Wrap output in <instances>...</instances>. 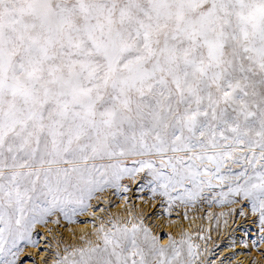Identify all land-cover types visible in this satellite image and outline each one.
<instances>
[{"label":"snow or ice","instance_id":"obj_1","mask_svg":"<svg viewBox=\"0 0 264 264\" xmlns=\"http://www.w3.org/2000/svg\"><path fill=\"white\" fill-rule=\"evenodd\" d=\"M204 208L264 244V0H0V264H230Z\"/></svg>","mask_w":264,"mask_h":264},{"label":"rangeland","instance_id":"obj_2","mask_svg":"<svg viewBox=\"0 0 264 264\" xmlns=\"http://www.w3.org/2000/svg\"><path fill=\"white\" fill-rule=\"evenodd\" d=\"M106 195H111L107 193ZM140 194L133 189L131 193H129V197L135 200V197L139 196ZM117 203H119L118 198L111 197ZM137 204L140 201L135 200ZM154 207L149 210V212H157L162 213L164 210L159 207V201L153 202ZM226 209H220L219 207H214L213 212L217 215L220 211H224ZM182 212L183 209H174L173 216L171 218L164 216L162 219L167 221L168 219L175 220L177 222H181L183 228H187L192 232L201 231L200 229H194L195 226L202 225L204 223H209L211 228L210 231L203 230L206 236H210L211 239L207 240V245L210 247L212 252V256L210 259H215L220 257V253L224 252L225 256L229 257L230 264H264V244L260 247H256L253 245V240L258 238V230L253 222L252 218L241 217L236 214H233L230 217H222L219 227H217L215 221H209L206 214V208L199 209L198 211H190L189 212V219L183 220L182 219ZM80 219L87 220V216H82ZM224 219H228V224H224ZM192 221H196L195 225L191 224L189 227L186 223H190ZM198 225V226H199ZM69 227L79 229L80 225H70ZM194 227V228H193ZM39 228V226H38ZM194 230H193V229ZM179 229V228H178ZM182 229H179L181 231ZM176 230V232H179ZM67 234V233H66ZM43 239V237H42ZM195 239V237H194ZM233 241H235V246L232 247ZM245 241L247 243H245ZM201 245L205 244L204 240L197 241ZM31 251H36V249H31ZM241 251V256L238 255V252Z\"/></svg>","mask_w":264,"mask_h":264},{"label":"bare ground","instance_id":"obj_3","mask_svg":"<svg viewBox=\"0 0 264 264\" xmlns=\"http://www.w3.org/2000/svg\"><path fill=\"white\" fill-rule=\"evenodd\" d=\"M181 222H177V224H180ZM197 222L196 221H192V222H190V223H186V225L189 227L191 224H193V225H195ZM199 225V224H198ZM195 226V228L194 229H200L201 231H203V230H207V231H210V228H211V226H210V224L209 223H204V224H202V225H199V226ZM192 228V229H193ZM193 229V230H194ZM176 230H178L179 231V229H176ZM238 255L239 256H241V251H239L238 252Z\"/></svg>","mask_w":264,"mask_h":264}]
</instances>
